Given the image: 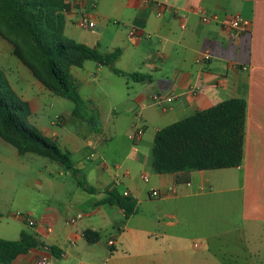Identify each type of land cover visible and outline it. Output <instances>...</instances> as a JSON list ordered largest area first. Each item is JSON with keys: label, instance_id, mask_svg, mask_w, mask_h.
I'll list each match as a JSON object with an SVG mask.
<instances>
[{"label": "crops", "instance_id": "obj_1", "mask_svg": "<svg viewBox=\"0 0 264 264\" xmlns=\"http://www.w3.org/2000/svg\"><path fill=\"white\" fill-rule=\"evenodd\" d=\"M67 4L65 38L102 53L120 50L115 68L150 79L136 83L94 61L72 67L79 94L99 111V125L90 126L75 116L72 108L69 116H59V129L52 132L51 139L71 153L88 185L97 192L91 194L79 187L72 173L58 163L57 170L44 166L48 175L34 182L50 193L44 196L42 209L25 219L28 226L30 220L34 222L30 227L41 244L10 264H36L42 257L48 258L47 264H153L145 245L150 221H136L138 208L153 201L149 197L153 190L164 194L159 200L175 199L179 191L198 195L212 190L218 176L220 186L234 179L247 201H264V0H156L150 5L141 0H67ZM203 15H215L220 22L240 15L248 21L249 29L237 35L220 23L203 22ZM83 16L94 22L95 28L79 27ZM205 54L211 57L207 62L203 61ZM157 97L163 101H156ZM21 98L33 111L31 99L26 95ZM169 98L172 102L164 100ZM231 99L247 103L240 167L177 175L153 171L155 187L145 190L137 185L136 177L144 180L147 170H153L152 150L145 155L140 149H151V132L154 141L163 119L174 116L181 121ZM71 121L74 127H68ZM26 155L17 151L12 159L1 156L0 164L25 171ZM54 172L61 179H56ZM108 191L128 193L137 200L136 213L122 232L124 210L118 205L97 206ZM78 215L81 217L71 223ZM256 216L264 222V214ZM22 217L19 220L24 221ZM87 230L99 233L100 240L88 243L84 238ZM110 240L115 241L114 251ZM49 247L56 248L55 254Z\"/></svg>", "mask_w": 264, "mask_h": 264}, {"label": "trees", "instance_id": "obj_2", "mask_svg": "<svg viewBox=\"0 0 264 264\" xmlns=\"http://www.w3.org/2000/svg\"><path fill=\"white\" fill-rule=\"evenodd\" d=\"M68 9L66 0H0V19L9 33L25 40L27 57L20 51H16V56L34 77L50 93L73 102L75 116L97 127L99 111L92 101L83 99L79 94L71 74L72 67L94 61L109 67L117 76L136 83L148 81L150 76L115 68L121 56L120 50L102 53L97 48L65 38L64 13ZM31 61L37 63L40 70ZM31 115L30 103L14 92L0 69V138L16 148L19 155L34 154L60 164L72 173L79 187L95 194L96 189L88 185L71 153L30 126ZM246 119V101L231 99L160 129L152 149L153 171L177 175L240 167L244 161ZM101 205H118L124 210L125 218L119 228L122 232L123 226L136 213L138 203L131 196L108 191L97 204ZM84 238L88 243L95 244L100 235L87 230ZM40 244L38 238L27 231H23L17 241L0 239V264H10ZM49 250L53 254L56 252L55 247H49Z\"/></svg>", "mask_w": 264, "mask_h": 264}, {"label": "rangeland", "instance_id": "obj_3", "mask_svg": "<svg viewBox=\"0 0 264 264\" xmlns=\"http://www.w3.org/2000/svg\"><path fill=\"white\" fill-rule=\"evenodd\" d=\"M2 22L0 19V69L18 96L26 95L31 99L33 111L29 118L30 126L51 139L52 132L59 129V116H69L74 103L50 93L34 77L32 71L16 56V51H20L27 57L25 40L9 33ZM31 63L40 70L37 63ZM179 120L178 117L169 116L159 126L165 128ZM74 126L71 121L68 127ZM152 138L151 132L153 147ZM152 147H143L141 153L149 155ZM14 155H17L16 149L0 138V157L12 159ZM25 159L28 161L24 165L25 171L18 166L0 164V239L17 241L23 230L32 232L25 219L28 216L31 218L33 211L42 209L44 196L50 193L47 187L40 190L34 179L48 175L44 166L57 170L56 163L33 154L26 155ZM38 171L43 174L40 175ZM146 173L147 182L139 177L135 178V182L150 190L157 183L156 174L150 169ZM53 176L61 179L58 172H54ZM69 179L74 181L72 176ZM215 179L217 184L213 185L212 190L207 189L198 195L191 192L186 195L179 191L175 199H153L138 208L136 221L140 218L150 221L145 245L153 264L161 261L169 264L180 261L183 264H264V222L256 216L257 213L264 214V201H247V198H243L247 197L246 194L239 190L234 179L225 186H220L218 176ZM144 195L149 200L147 192ZM196 243L200 244V248H194Z\"/></svg>", "mask_w": 264, "mask_h": 264}, {"label": "built area", "instance_id": "obj_4", "mask_svg": "<svg viewBox=\"0 0 264 264\" xmlns=\"http://www.w3.org/2000/svg\"><path fill=\"white\" fill-rule=\"evenodd\" d=\"M141 1H142V3L144 5H150V4L156 3V0H141ZM92 6L94 7L95 4H92ZM202 21L205 22V23H209V22L220 23L222 27H224L226 29H232L237 35L245 33L249 29L248 21L246 19H244L240 15L231 17L229 20L223 21V22H220L219 18L217 16H215V15H212V16L203 15L202 16ZM78 26L81 27V28L93 29V28H95L96 25H95L94 22L90 21L87 16H83L81 18V20L78 22ZM134 34H135L134 31L131 32L132 36H134ZM210 58L211 57H210L209 54H205L203 56V61L207 62V61L210 60ZM164 100L167 101V102H172L171 98L164 99ZM156 101L161 102V101H163V99L160 98V97H157ZM143 179H144V181H148V177L147 176H143ZM124 196H129V194L125 193ZM163 196H164V194L160 190H153L151 192V198L152 199L159 200V199H162ZM80 217H81V215H78L75 218L71 219L70 222L71 223H75L76 220L79 219ZM29 225L33 226L34 222L30 220L29 221ZM108 244H109V246L111 248H113L115 246V241L114 240H110ZM194 248H196V249L200 248V244L196 243L194 245ZM47 263H48V258L47 257H42V258L38 259L36 264H47Z\"/></svg>", "mask_w": 264, "mask_h": 264}]
</instances>
